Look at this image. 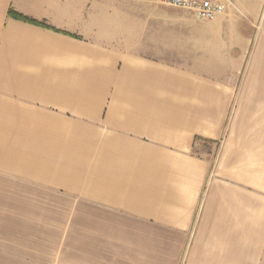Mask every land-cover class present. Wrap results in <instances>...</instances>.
<instances>
[{"label": "crops", "instance_id": "obj_1", "mask_svg": "<svg viewBox=\"0 0 264 264\" xmlns=\"http://www.w3.org/2000/svg\"><path fill=\"white\" fill-rule=\"evenodd\" d=\"M0 0V264H264V0Z\"/></svg>", "mask_w": 264, "mask_h": 264}, {"label": "built area", "instance_id": "obj_2", "mask_svg": "<svg viewBox=\"0 0 264 264\" xmlns=\"http://www.w3.org/2000/svg\"><path fill=\"white\" fill-rule=\"evenodd\" d=\"M159 4L181 8L194 13L199 20H213L227 14L232 0H157Z\"/></svg>", "mask_w": 264, "mask_h": 264}]
</instances>
